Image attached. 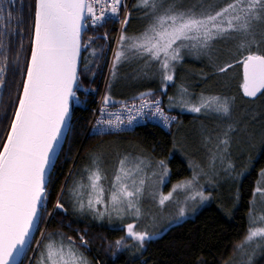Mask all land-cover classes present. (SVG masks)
Segmentation results:
<instances>
[{"label":"snow or ice","instance_id":"1","mask_svg":"<svg viewBox=\"0 0 264 264\" xmlns=\"http://www.w3.org/2000/svg\"><path fill=\"white\" fill-rule=\"evenodd\" d=\"M121 4L122 0H34L30 56L23 67L19 52L10 62V49L6 43L8 34L0 30V105L5 94L14 100L7 136L0 144V264H17V258L25 254L26 249L30 250L33 228L43 220L45 214L52 215L46 213L42 205L46 204L48 198L47 187L51 180L48 170L55 168L53 157L68 122L70 101L76 96L81 50L89 46L88 43L82 44V32L89 21L95 27L107 22L110 17H118ZM135 7L145 10L150 23L138 36L129 37L122 29L113 58V76L116 65L128 58L126 51L132 52L143 60L146 68L158 66L166 90L167 83L174 79V62L183 58L182 50L208 49L217 39L235 40L239 36L236 63L243 69V95L253 98L258 93L264 95V53L259 51V47L257 51L252 50L255 43L253 27L257 23H264V0H226L218 10H213V4L207 7L202 5L199 14L192 9L181 11L175 3H165V0H137ZM129 15L126 14L122 21L124 27L128 24ZM14 19L22 22V18L14 16L12 11L5 14L0 0V20L8 23ZM92 54L95 55V50ZM231 67L232 64H227L219 71L226 72ZM9 71L13 77L17 72L23 77L16 84L18 92L14 97L10 87L13 82L6 79ZM151 95V92L141 93L138 108L135 104L131 108L125 106L127 124H132L137 116L144 115V109H151L153 105V115L168 119L159 100L147 99ZM179 95L181 105L190 112L206 110L225 116L230 113L231 102L228 98L201 94L193 103L184 87L180 88ZM110 103H113L112 98L105 95L101 114ZM3 119L6 120L7 115ZM124 123L125 120L119 115L115 123L111 119L97 121V124L116 128ZM229 131L231 128L224 133L225 137ZM220 145H224L223 150L226 151L228 140H220L218 149ZM92 163L94 169L87 170V183L81 181L68 189L79 211L87 208L101 219L113 213L117 216L132 213L139 217V203L145 185V178L140 175L144 161L130 166L127 157L121 159L107 189L101 183L107 177L99 162L93 160ZM163 164L161 161L160 165ZM261 177L255 189L254 203L256 193L264 202V172ZM195 179L194 174L192 180L173 186L167 195L161 194L159 204L163 206L166 201H171L178 189H192ZM196 197L201 201L208 199L198 190L187 198L195 200ZM100 205H103V211L99 210ZM55 209L65 210L60 198ZM180 215H184L183 209ZM261 225H264V215L250 214L248 233L237 248L244 250L253 245L264 246V226ZM134 228L133 224H128L127 235L143 245L149 234L135 231ZM44 235L42 232L41 236ZM80 242L87 244L83 236H80ZM36 243L40 252L38 264H88L72 237H67L66 242L62 240L57 243L48 239L46 243ZM121 243V240L116 241L117 246Z\"/></svg>","mask_w":264,"mask_h":264},{"label":"trees","instance_id":"2","mask_svg":"<svg viewBox=\"0 0 264 264\" xmlns=\"http://www.w3.org/2000/svg\"><path fill=\"white\" fill-rule=\"evenodd\" d=\"M136 3L137 0H132L128 10L130 14L128 21L131 20V23L141 16L134 15ZM2 6L5 14L12 11L14 16L22 18V22L14 19L5 23L0 20V30L8 34L6 43L10 49V62L19 52L23 67L30 56L34 0H2ZM118 30L119 24L110 22L99 28L87 27L84 31L83 43H88L89 46L86 50L83 48L78 87L80 94L89 99V106L87 109L74 108L72 111L70 131L50 175L51 180L47 187L48 198L46 204L42 206L46 209V213L53 212V216L49 218L45 214L43 220L39 221L30 250L26 251L20 264H37L40 252L36 241H45L49 234L61 236L65 240L67 237H72L83 255L93 264H231L239 251L237 245L244 241L250 226L255 188L264 170V143L258 149V155H252L249 166L240 177L225 179L217 185L212 192L213 198L209 205L193 218L171 226L161 237L148 242L138 256L133 257L121 252L114 258L109 247L123 238V230L96 223L93 217L79 211L78 206L74 204L75 198L68 189L79 183L83 171L85 175L90 168V154L92 155L106 142L138 144L150 159L163 161L170 171L165 193H168L174 185L190 178L192 173L188 158L177 150V136L182 128H187L199 117L179 110L181 107L175 98L178 84L183 85L179 77L174 84L166 88V91L161 90L159 86H150L142 91V93L151 92L152 95L149 97H162L167 109L178 116L177 124L170 131L147 125L126 135L87 136L92 108L100 98L105 85L107 95L109 56ZM93 50L95 55L92 54ZM194 64L192 70L196 76L215 73V70H207L200 62ZM233 67L240 74V65L233 63ZM218 69L217 72H220ZM8 73L6 79L13 82L10 87L14 97L18 92L16 84L22 81L23 77L19 72L14 77L11 71ZM200 79L196 77L195 82L201 84L203 80ZM84 89L89 90V93L84 92ZM139 96L115 93L112 99L115 100L114 103L127 104L136 101ZM170 97L173 99L170 100ZM242 97L246 100L244 95ZM263 101L264 95L255 102ZM12 111H14V100H10L5 94L3 104L0 105V144L7 136ZM5 115H7L6 120L3 119ZM58 198L65 206L64 211L55 209ZM43 229L45 235L40 239ZM80 236L87 241L86 245L81 244ZM252 264H264V253Z\"/></svg>","mask_w":264,"mask_h":264},{"label":"rangeland","instance_id":"3","mask_svg":"<svg viewBox=\"0 0 264 264\" xmlns=\"http://www.w3.org/2000/svg\"><path fill=\"white\" fill-rule=\"evenodd\" d=\"M129 2L130 0H122L118 16L120 20H124L125 15L129 14L128 11L126 12ZM165 3H175L181 11L192 9L199 14L202 5L207 7L208 4H213L215 6L213 10H218L219 7L226 3V0H165ZM134 13V15L140 14L141 16L132 23L129 20L127 26L122 27L124 33L129 37L140 35L150 23L149 18L145 16L144 9L135 7ZM119 29L109 56L108 80L106 79L108 85L107 95L112 98L115 93H125L137 97L144 89L150 86H159L161 90L166 91L158 71V66L153 65L151 68H146L143 60L137 58L132 52L126 51L128 58L122 59L116 65L115 76L112 75L114 53L117 50L122 31L120 25ZM253 32L255 34V43L252 44V50L257 51V47H259V51L264 53V23L255 24ZM240 39L239 36L235 40L217 39L212 42V46L208 49L191 52L187 49L182 50L183 58L179 62H174L175 67L172 72L174 79L172 82L167 83L168 87L174 84L178 77L180 78L179 80L182 81L183 85L178 84L175 95L176 102L181 107L179 110L199 117L198 119H194L187 128H182L177 136V150L188 158L192 172L190 178L182 182L192 180L195 174L196 179L192 189H178L173 194V199L166 201L161 206L159 204L160 195H167L173 189L172 187L168 193L164 192L170 177V171L165 163L161 166L160 162L150 159L146 151L138 144L128 142H106L92 155L90 154L89 169H94L93 160L99 162L103 174L107 177V180L101 181L106 189L121 159L127 157L130 166H134L140 160L144 161V164L141 165L143 172L140 175L145 178V185L139 203L141 208L139 217L132 213L121 216L113 213L111 216L105 215L101 219L93 212L87 210V208L82 211L89 214L96 223L102 226L112 229L121 228L123 230L124 236L120 239L122 241L121 245L117 246L115 242L109 247L111 255L114 258L121 252H126L133 257L140 255L148 242L161 237L171 226L193 218L210 204L213 198L212 192L217 185L225 179L240 177L249 166L252 155H258V149L264 143V101L258 103L243 99V90L241 88L243 69L241 65L240 74L235 67L229 68L226 72H217L219 67H224L227 64H237V44L240 42ZM194 62L202 63L207 70H215V73L211 72V75L196 76L192 70V66L195 65ZM145 72H147V75H145ZM196 77H200L203 80L200 79L202 81L201 84L195 82ZM181 87L187 88L189 93L188 98L193 103L197 102L201 94L204 96L228 98L231 102L229 115L225 116L206 110H202L200 113L188 111L180 103L179 93ZM78 90H80L79 87ZM84 90V92L89 93V90ZM112 101L114 102L115 100L112 99ZM229 128H231V131L225 137L224 133ZM225 138L228 140L226 151L223 150L224 145H220L219 149L217 148L220 140ZM229 164L232 165L231 168H229ZM87 176L88 171H86L85 175L83 171L79 182L83 181L87 183ZM261 179L260 174L259 181ZM197 190L202 191L208 199L201 201L199 197H196L195 200L187 198ZM86 200L87 196H85ZM98 208L100 211H103V205L98 206ZM181 209L184 211L183 216L180 215ZM50 213L52 215L49 218L53 216V212ZM251 215H264V202H262L259 193L255 194V203H253ZM128 224H133L135 231H144L149 234V238L145 239L143 245L127 235ZM48 239L57 243L62 240L66 242L64 238L55 234H49L44 242H48ZM263 253L264 246L256 247L253 245L246 247L244 250L239 249L231 264H252ZM84 257L87 259L88 264H93L89 258L85 255ZM39 259L40 253L37 258V264Z\"/></svg>","mask_w":264,"mask_h":264},{"label":"built area","instance_id":"4","mask_svg":"<svg viewBox=\"0 0 264 264\" xmlns=\"http://www.w3.org/2000/svg\"><path fill=\"white\" fill-rule=\"evenodd\" d=\"M131 2V0H130ZM130 2L128 6L130 5ZM128 11V7L126 12ZM122 21L119 17H110L109 20L102 25L99 26H92L91 22L89 21L88 27L89 28H99L104 26L110 22H117L121 28L123 27ZM106 95V85L101 93L100 98L96 101L94 107L92 108V116L88 126L87 136L90 135H126L129 133L134 132L137 128L147 126V125H154L160 127L165 131H170L178 122V116L173 112L169 111L162 99V97H147L148 100L157 99L160 101V107L164 112V115L168 117L167 120L163 119L159 115H153L154 112V105L151 109H144V115L137 116L135 120H133L132 124H127V116L128 112L125 110V106L131 108L133 104L136 105L138 108L140 105V99L133 101L127 104H117V103H110L108 107L105 109L104 113L101 114L100 109L103 107L102 99ZM89 99L86 96H82L79 90H76V96L72 98L71 105L72 108H80V109H87L89 106ZM135 114V110H133V115ZM119 115L121 119L125 120L124 124H121L119 128L116 127H109L107 124H97V121L100 120H108L111 119L113 122H116V116Z\"/></svg>","mask_w":264,"mask_h":264},{"label":"water","instance_id":"5","mask_svg":"<svg viewBox=\"0 0 264 264\" xmlns=\"http://www.w3.org/2000/svg\"><path fill=\"white\" fill-rule=\"evenodd\" d=\"M120 30V29H119ZM83 35H84V31L82 32V44H83ZM82 52H83V47H82V50H81V59H82ZM80 66H81V62H80V64L78 65V72H80ZM262 96V94H257V97H245L244 96V98L246 99V100H248V101H256V100H258L260 97ZM72 111H73V109H72V105H71V101H70V115H69V117H68V122H67V124H66V126H65V128H64V133H63V136H62V138H61V140H60V142H59V144L57 145V147H56V154L54 155V157H53V163H54V165H56V163H57V161H58V159H59V156H60V153H61V151H62V148H63V146H64V144H65V142H66V139H67V137H68V134H69V131H70V126H71V119H72ZM53 168H49V175H51V173L53 172ZM43 206V205H42ZM38 224H39V221H38V223H37V225L33 228V232H32V237H34V235H35V233H36V230H37V227H38ZM26 251H27V249H26ZM26 251H25V253H26ZM24 255L25 254H22V255H20L18 258H17V264H20L21 262H22V260H23V257H24Z\"/></svg>","mask_w":264,"mask_h":264},{"label":"flooded vegetation","instance_id":"6","mask_svg":"<svg viewBox=\"0 0 264 264\" xmlns=\"http://www.w3.org/2000/svg\"><path fill=\"white\" fill-rule=\"evenodd\" d=\"M9 74V73H8Z\"/></svg>","mask_w":264,"mask_h":264}]
</instances>
